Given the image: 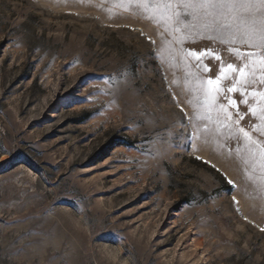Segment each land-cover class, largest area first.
I'll list each match as a JSON object with an SVG mask.
<instances>
[{
    "label": "rangeland",
    "instance_id": "obj_1",
    "mask_svg": "<svg viewBox=\"0 0 264 264\" xmlns=\"http://www.w3.org/2000/svg\"><path fill=\"white\" fill-rule=\"evenodd\" d=\"M180 39L121 0H0V264H264V100Z\"/></svg>",
    "mask_w": 264,
    "mask_h": 264
},
{
    "label": "snow or ice",
    "instance_id": "obj_2",
    "mask_svg": "<svg viewBox=\"0 0 264 264\" xmlns=\"http://www.w3.org/2000/svg\"><path fill=\"white\" fill-rule=\"evenodd\" d=\"M121 2L143 6L145 12L149 8H154L174 35L182 34L183 39L178 41L180 44L193 35H199L227 45L226 51L236 58V62L224 61L220 55H215V59L221 62L220 74L216 81H220L221 76L224 80H229L231 74L232 86L227 88V92L243 89L244 91H240L243 97L247 94L249 85H257L251 95L254 99L259 97L264 100V0H121ZM237 45H245L247 50H242ZM187 51L191 53V50ZM204 52L215 53V50L205 49ZM204 52L192 54L199 59ZM207 83L213 84V80L209 78ZM213 91L219 96L221 87L217 86ZM204 94L208 95L207 92ZM224 99L233 108H237L235 113L237 119L233 123L239 124L243 116L238 110L237 101L227 94L224 95ZM240 102L248 104L247 100L242 99ZM249 111L253 117L258 115V118L264 121V107L260 108L259 114L252 108H249ZM225 119L231 120L232 117L226 115ZM238 131L252 146H258L257 139L249 130L240 126ZM256 131L264 136V129L256 128ZM259 147V153L253 158L264 162V141L260 142Z\"/></svg>",
    "mask_w": 264,
    "mask_h": 264
}]
</instances>
